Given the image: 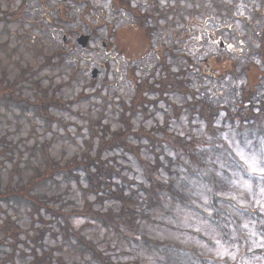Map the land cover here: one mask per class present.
Wrapping results in <instances>:
<instances>
[{
    "label": "rangeland",
    "instance_id": "1",
    "mask_svg": "<svg viewBox=\"0 0 264 264\" xmlns=\"http://www.w3.org/2000/svg\"><path fill=\"white\" fill-rule=\"evenodd\" d=\"M39 1L44 2V0ZM22 2L23 0H0V139H4V144L0 143V188L4 190L9 187V192L3 193L10 195L11 198L0 200V242H4L0 247V261H2L1 257H9L13 252L10 258L12 260H8L7 264H103L98 254L100 252L107 264H181L185 257H195V260L186 264H264V255L258 257L255 253L256 259L251 262L253 251L246 250L249 248L250 251L252 249L255 251L261 247L263 249L260 251L264 250V232H262L264 180L253 174L246 177L229 156L231 154L235 161L241 163L242 160L237 152L243 150L247 154L257 156L263 163L264 148L261 144L264 145V138L261 137L255 146L256 136L252 129L249 136V132L244 131L243 137L240 138L237 130L229 122H223L225 112L224 115L221 114V120L214 122L216 127L211 128L214 131L223 128L219 131L218 138L208 135L206 123L195 127L200 120L196 118L190 121V112L187 109L181 111L179 117L173 113V119L170 120L167 130L185 135L187 142L193 141L189 143L190 147L193 144L190 150L193 159L188 160L187 170L183 163L177 160L173 149L165 144L164 152L159 156L160 172L165 177H169V174L178 175L180 179L176 186L178 195L174 191L171 194L170 190L159 197L150 193V185L146 183L145 171L139 157L125 151L124 147L102 151L101 159L110 163L107 167L115 172H122L120 175L114 174L112 179L114 184H125L122 178H127L125 189L127 196L132 189L137 191V194L133 195L134 203L130 207H140L144 204L143 211L141 210L135 221L136 231L134 229L130 231V225L127 235L119 232L117 223L106 226L101 220L93 218L96 212L106 213L113 210L118 213L120 202L108 188H104L103 192L94 187L88 190L90 186L82 167L71 171L62 170L32 190L35 195H46L45 200L50 199L49 207L62 211L65 217L56 218L52 215L55 211L49 213L45 208L39 211L31 203L19 198L21 196L18 199L13 198L14 187L24 185L38 176L39 172L48 171L52 161L54 163L58 161V165L61 166L75 156L78 160H82L85 155H89L96 161L97 166L100 163L97 160V151L102 142V134L97 136L100 130L97 129L98 120L101 125L108 124L110 131L113 132L123 130L121 128L125 126L123 122L127 121L132 132L139 133L143 127L148 129L153 126L164 127L167 113L172 115L168 107L172 110L173 106L179 107L185 103L175 94H170L168 95L170 103H159L157 105L159 110H156L154 103L145 102L144 106L147 110L133 114V111H136L131 106V101L137 100H134L133 90L136 85L133 83L138 82L134 76L140 77L142 73L145 79H148L151 75L145 67L142 72L139 71L137 61L138 64L141 62L136 56L141 53L131 54L126 46L116 42L112 48H106L98 40L91 45L93 49L97 46L98 51L81 52L75 47L76 51L71 52L74 57H65L62 61L64 57L60 54L62 42L60 38L65 30L74 32L78 30L80 24L84 22L82 16L78 15L75 19L69 16L73 20L62 26L61 23L55 22L54 18H47L46 12L53 8L56 2L52 3L53 5L46 2L45 6L32 0L24 5ZM205 3L209 12L206 11L203 15H199V12L195 15L197 24L205 23V18L209 16H215L218 22H230L220 2H216L217 5L212 0H205ZM100 5L108 7L109 4L101 1ZM197 6L200 7L195 4V7ZM239 7L242 8L244 5ZM105 9V13L100 9L93 11L92 20H89V24L85 23V27L81 29L87 33L91 30L95 34L104 33L101 30L103 26L98 28L97 25L101 22L100 17L110 20V9ZM17 13L19 15L14 19L20 25L4 22ZM18 18H21L20 21ZM134 19L128 12L125 22L129 23L130 20L136 25L138 19ZM124 20L121 18L120 21H116V32L121 34L124 32ZM58 25H61L60 28L57 27ZM195 26L192 35L189 29H187L189 33L183 31L179 41L182 48L180 53L187 54L191 48L188 42L192 41L193 49L202 46L205 50V53L195 54L196 62L204 59L206 55H211L213 51L219 59L222 55L234 56L229 52L221 53L214 43L199 41L198 33L203 25ZM242 26L243 23L237 20L236 30L240 37L244 38L245 30ZM203 29L202 32L205 31L206 36L209 31ZM230 33L232 32L223 30L221 37L224 40L229 39L227 34L229 36ZM129 42L132 47L139 45L138 41ZM145 47L146 45L142 44L138 50ZM107 59L111 64L107 79L110 86L103 87L102 77L99 75L94 80L91 73L93 68L99 67ZM252 59L255 64H262L258 55H254ZM247 60L245 58V61H241L238 68L245 66ZM220 65H223L222 62ZM130 67L133 73L129 71ZM197 70L196 66L195 71ZM23 72H26L28 78L21 77ZM176 72L178 79L185 78L181 69H176ZM156 73L155 77L161 81L163 77H157ZM226 78L228 81L231 76L227 75ZM241 80V83L236 85L237 88L247 89L248 85L250 86L249 81ZM150 81L155 82L154 79ZM35 84L39 86L36 89L33 86ZM195 85L200 88L210 85L219 87L216 81L211 82L209 79L196 81ZM159 86L160 83H157L156 88ZM255 86L259 87L256 82ZM261 87L264 88V82L261 83ZM223 88L224 91H228L230 100L235 101L234 97L230 96L234 90L230 83L225 82L220 91ZM44 89H48L46 95L42 93ZM8 91L13 92L14 95H7ZM98 91L101 94H97ZM259 92L261 94L262 91L259 89ZM145 96L149 100L159 97L158 94L150 92H146ZM25 100L33 102L34 105H27ZM213 106L218 105L213 104ZM162 107H164L163 112L160 110ZM119 119L126 121L122 122ZM238 132L242 133L239 130ZM197 138L205 139L208 142L206 145L210 147L202 148L203 143L200 140L203 139L196 140ZM127 140L129 144L138 142L134 134H130ZM141 141L144 146L141 150L143 155L141 154L140 157L148 163L155 162L153 154L148 151L149 141L144 137H141ZM155 150L160 152L162 148L157 144ZM110 158L116 159L117 163L110 161ZM170 160L175 162L170 164ZM204 164L210 167L211 173L218 179L213 194L212 174L208 170L201 169L194 176L192 173L188 174L192 166L198 168L204 167ZM96 166L91 167L93 172L96 171ZM121 166L124 167L122 170ZM251 178L256 179L255 183ZM107 182L105 180V183ZM111 188L115 191L118 187L112 185ZM148 190L153 198L145 202L144 197ZM60 195L61 197H58ZM101 197H106V200L103 201ZM251 208L255 210L252 214H248ZM72 210L79 212L69 216L68 213ZM200 211H203L202 214L208 213L211 217L205 219ZM220 218H227L228 226L231 223L229 229L226 227L227 222L223 226V231L212 224ZM43 219L46 222H43ZM66 222L70 226L69 229ZM235 223L238 224L235 226ZM238 236L249 240L244 243L246 249L237 241ZM82 239L87 243L92 242L96 252L87 249ZM146 240H151V244ZM174 245L178 248L174 249ZM243 251L246 252L244 255H242ZM44 255L51 263H47Z\"/></svg>",
    "mask_w": 264,
    "mask_h": 264
},
{
    "label": "trees",
    "instance_id": "2",
    "mask_svg": "<svg viewBox=\"0 0 264 264\" xmlns=\"http://www.w3.org/2000/svg\"><path fill=\"white\" fill-rule=\"evenodd\" d=\"M126 126H127L126 130H117L116 132H113L112 136H110L109 140L105 143V145L110 147V148H113V146H118V144L123 143L125 141H126V144L128 145L127 137L129 134L132 133V130H131V126H129V123L128 124L126 123ZM104 128H106V127L104 126ZM146 134L147 133H146L145 129H142L139 133L136 134V136L137 137L147 136ZM149 138L153 141L152 137H149ZM128 148H129V146H128ZM100 156H101V154L98 155L99 158L97 159L100 162L99 165L96 166L97 172L92 174L91 171L89 169H87V174H88V177L90 178V180H92V184H96L97 186L103 185L105 183V178H104L105 176L108 177V175H112V173H115V171L114 172H108V170L112 171V169L106 168L107 167L106 162L103 161ZM109 160L110 161L112 160L116 164V159L110 158ZM104 169L106 170V172ZM153 172H154V174H153L154 176H153L152 180H150V181L152 182L153 188L155 190L154 193L152 192L154 195L156 194V191H159V192H157V196H159L163 192H165L166 189L163 188L165 186L167 188L173 187L174 179H167V181H166L165 176H162V174H159L157 167L153 170ZM108 173H111V174H108ZM162 182H164V183H162ZM166 183H168V184H166ZM111 185H112V183L106 184V186L107 187L109 186V188L111 187ZM112 193L120 202L118 204L119 205L118 213L114 212L113 210H110L109 212H106V213L96 212L95 216L98 218H102L101 220L106 226L111 225L110 223H113V224L117 223V226L118 225L122 226L121 227L122 230H126V229L128 230V227L130 225H131V227H134L136 225L135 221L138 219V217L141 213V210L143 211L142 206L144 205V204H141L140 207H130L134 203L133 195H134V193H137V192H132L127 196V194H125L123 192V189L121 187H118L117 190L113 191ZM150 199H151V196L149 195L146 198L145 202L150 201ZM116 219H119L120 223ZM124 224H126V225H124Z\"/></svg>",
    "mask_w": 264,
    "mask_h": 264
},
{
    "label": "flooded vegetation",
    "instance_id": "3",
    "mask_svg": "<svg viewBox=\"0 0 264 264\" xmlns=\"http://www.w3.org/2000/svg\"><path fill=\"white\" fill-rule=\"evenodd\" d=\"M63 1L66 4L77 2V0H63ZM101 1L104 2V3L107 2L109 4L108 7H113L115 9H119V8L124 7V8H126V14H127V0H96V2H95V0H82V1L80 0V2L82 4L84 3L85 6L88 9L92 10V8H94L95 11L99 10V9L102 10L104 8H107V6H105V5H100ZM145 3L149 4L148 6H150V5L158 6V4H157V2L155 0H151V1L150 0H145ZM166 3L171 4V1L170 0H166ZM54 9L57 10L58 12H61V10H62V9H58L56 6H55ZM156 10H158V9L156 8ZM148 14H152V13L149 12ZM91 18H92V16H91ZM159 18L160 19H167V20L171 19L172 21L174 20V17L172 15L163 14V13L159 16ZM97 26L99 27V25H97ZM166 29H167V31H171L172 35H174V33H173L172 29L170 28V26H167ZM82 34H84V33H82V32L79 33V35H82ZM109 34H111V33H109ZM78 36L75 38L74 41L72 39H68V42L70 44H72L73 42L78 43ZM92 40H93V36L91 34L90 35V41H92ZM104 44L106 45V43H104Z\"/></svg>",
    "mask_w": 264,
    "mask_h": 264
},
{
    "label": "snow or ice",
    "instance_id": "4",
    "mask_svg": "<svg viewBox=\"0 0 264 264\" xmlns=\"http://www.w3.org/2000/svg\"><path fill=\"white\" fill-rule=\"evenodd\" d=\"M240 160L247 165L250 170V174L258 175L262 180H264V163L262 160L257 158L255 155L247 154L243 150L237 152Z\"/></svg>",
    "mask_w": 264,
    "mask_h": 264
},
{
    "label": "bare ground",
    "instance_id": "5",
    "mask_svg": "<svg viewBox=\"0 0 264 264\" xmlns=\"http://www.w3.org/2000/svg\"><path fill=\"white\" fill-rule=\"evenodd\" d=\"M234 0H221V2H222V4H228V3H231V2H233ZM239 1V0H238ZM243 10L244 11H246L247 13H250V11H248V10H246V9H244L243 8ZM206 11H208L209 12V10L208 9H206V8H202L201 10H200V13H199V15H203ZM225 43H226V40H223ZM242 41V40H241ZM218 85V84H217ZM219 87H217V86H213L215 89H219L220 88V85H218ZM221 86H222V84H221ZM197 114L196 113H194L193 114V116H196Z\"/></svg>",
    "mask_w": 264,
    "mask_h": 264
}]
</instances>
